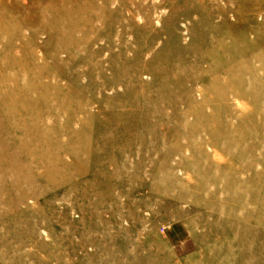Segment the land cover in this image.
Instances as JSON below:
<instances>
[{
	"label": "rangeland",
	"instance_id": "374dc122",
	"mask_svg": "<svg viewBox=\"0 0 264 264\" xmlns=\"http://www.w3.org/2000/svg\"><path fill=\"white\" fill-rule=\"evenodd\" d=\"M0 14V264H264V0Z\"/></svg>",
	"mask_w": 264,
	"mask_h": 264
},
{
	"label": "bare ground",
	"instance_id": "6f19581e",
	"mask_svg": "<svg viewBox=\"0 0 264 264\" xmlns=\"http://www.w3.org/2000/svg\"><path fill=\"white\" fill-rule=\"evenodd\" d=\"M16 1V0H15ZM21 2V1H20ZM14 3V2H13ZM15 3H17V2H15ZM23 3V2H22ZM69 4V3H68ZM63 5V4H62ZM64 6V5H63ZM36 7V6H35ZM9 8V7H8ZM43 8H44V6H43ZM7 9V8H6ZM45 9V8H44ZM47 9V8H46ZM62 9V8H61ZM67 9V8H66ZM2 11V10H1ZM4 11V10H3ZM10 11V10H9ZM46 11V10H45ZM68 11V10H67ZM11 12V11H10ZM49 12V11H48ZM79 14V13H78ZM1 15V14H0ZM4 15V14H3ZM13 15V14H12ZM45 15V14H44ZM7 16V15H6ZM5 16V17H6ZM9 16H11V15H9ZM8 16V17H9ZM7 18V17H6ZM5 18V19H6ZM54 19V18H53ZM0 20H1V18H0ZM7 20V19H6ZM50 20V19H49ZM56 20V19H55ZM54 20V21H55ZM2 22V21H1ZM56 24V23H55ZM58 24V23H57ZM58 27H59V25H58ZM0 28H2V26L0 27ZM10 29V28H9ZM66 29V28H65ZM63 30V29H62ZM60 31H58V33H59ZM56 33V32H55ZM62 33V32H61ZM11 34V33H10ZM60 34V33H59ZM70 34V33H69ZM16 35V34H15ZM70 36V35H69ZM73 36V35H72ZM59 37V36H58ZM21 39V38H20ZM33 39V38H32ZM13 41H16L15 39H13ZM13 41H11V42H13ZM30 44H32V43H30ZM27 45V44H26ZM28 47V46H27ZM8 54H10V53H8ZM111 56H112V54H111ZM34 57V56H33ZM124 57V56H123ZM125 58V57H124ZM29 59V58H28ZM33 59V58H32ZM116 59V58H115ZM6 60V59H5ZM10 61V60H9ZM19 62H20V60H18ZM8 62V61H7ZM22 62V61H21ZM9 63V62H8ZM128 63V62H127ZM131 64H132V62H130ZM2 64H4L3 65V69H2V71L4 72V78L3 79H0V85H4V88H5V90H3V91H1L0 93L2 94V95H0V106L1 107H5L6 109H8V110H11V109H22V108H27V106L32 102V98H29V99H26V100H20L17 96V92H21V91H24L25 93H27V94H30V92H31V86H29V85H26L25 87H22V85H18L17 84V82H16V80H15V78H14V75H13V73H18V72H20V71H22L20 68H18L17 66H16V64L14 65V66H12V67H9V66H7L6 65V62L4 61V63H2ZM34 64H36V63H34ZM130 64V65H131ZM10 65V64H9ZM23 65V64H22ZM26 66V65H25ZM23 67V66H22ZM131 67V66H130ZM8 70V71H5V70ZM129 69V68H128ZM136 70L133 72L134 74H135V80H137V84L138 85H142V81H140V78H139V72L141 71L140 70V68H135ZM10 70H12V72L10 71ZM24 72H25V70H23ZM102 71V73L104 72V70H101ZM27 72L29 73V71L27 70ZM142 72V71H141ZM162 72V71H161ZM33 73H34V71H33ZM35 73H37L36 71H35ZM40 73V72H39ZM173 73V72H172ZM27 74V73H26ZM133 74V75H134ZM162 74V73H161ZM161 74L159 75V76H161ZM170 75H172V74H170ZM178 76H180L179 74H177ZM28 76V75H27ZM30 77H31V75H30ZM108 77H110V76H108ZM141 77V76H140ZM37 78H39V76H37V74L35 75V80L37 81ZM176 78V76L174 77V79ZM31 79V78H30ZM42 79V78H41ZM113 79V78H112ZM182 79H183V77H182ZM28 80V79H27ZM168 80V79H167ZM31 82H33L32 80H30ZM71 81V80H70ZM109 81V80H108ZM113 81V80H112ZM111 81V82H112ZM103 82V81H102ZM182 82H184V81H182ZM36 83V82H35ZM107 83H110V82H107ZM105 84V83H104ZM109 85V84H108ZM145 85H147L146 84V82H145ZM43 87V86H42ZM108 87V86H107ZM47 89V88H46ZM104 89V88H103ZM176 89V88H175ZM45 90V89H44ZM155 90V89H154ZM145 91V90H144ZM159 90H157V92H158ZM45 92V91H44ZM43 92V93H44ZM26 94V95H27ZM34 94V93H33ZM45 94V93H44ZM159 94V93H158ZM31 95V94H30ZM154 95H156V94H154ZM32 96V95H31ZM113 96V95H112ZM149 96H150V94H149ZM33 97V96H32ZM99 97V96H98ZM104 97H106L105 95H104ZM121 97V94L120 95H117V98H120ZM157 97V96H156ZM34 98H35V96H34ZM156 99V98H155ZM154 99V100H155ZM158 99V98H157ZM38 100V99H37ZM36 100V101H37ZM159 100V99H158ZM160 100H161V98H160ZM102 101V100H101ZM155 102V101H154ZM160 102V101H159ZM158 102V103H159ZM109 103V102H108ZM153 103V102H152ZM34 104V103H33ZM45 104V103H44ZM31 105V104H30ZM46 105V104H45ZM158 105V104H157ZM104 106V105H103ZM103 106H102V108H103ZM159 107V106H158ZM25 108V109H26ZM29 108V107H28ZM27 108V109H28ZM164 108V107H163ZM105 109H106V107H105ZM168 109V108H167ZM18 112L17 114H19L20 112H19V110H15V112ZM105 111V110H104ZM106 112V111H105ZM29 114V113H28ZM113 114H115V115H117L120 119H126L127 117H125V116H123V115H119V114H116V113H113ZM20 115V114H19ZM19 115L17 116H15V117H13V123H15L16 124V122L17 121H19V119L21 118V115H20V117H19ZM32 115V114H31ZM31 115H28V117L27 118H29V120H30V118H32L33 116H31ZM35 115H37V118H38V115H40V114H35ZM169 115V114H168ZM41 116V115H40ZM23 118V117H22ZM26 118V117H25ZM35 118V117H34ZM36 119V118H35ZM32 120V119H31ZM34 120V119H33ZM40 120V119H39ZM126 121V120H125ZM126 123H127V121H126ZM138 125L136 124V125H131V128L129 129V130H131V129H134V128H136ZM43 132V131H42ZM41 132V133H42ZM32 133V132H31ZM33 134V133H32ZM47 134V133H46ZM122 136V135H121ZM121 136H120V134H116V135H113V137L111 138V140L114 142V143H118L119 142V139L121 138ZM166 137V136H165ZM63 149V148H62ZM61 149V150H62ZM60 153V152H59ZM86 154V153H85ZM32 156V155H31ZM31 159H33V158H31ZM58 160V159H57ZM43 162V161H42ZM58 162H59V160H58ZM33 164V163H32ZM43 164V163H42ZM46 165V164H45ZM57 166V165H56ZM31 167H33V166H31ZM60 167V166H59ZM28 169V168H27ZM30 170V169H29ZM253 256H255L254 254H253ZM251 262V261H250Z\"/></svg>",
	"mask_w": 264,
	"mask_h": 264
}]
</instances>
